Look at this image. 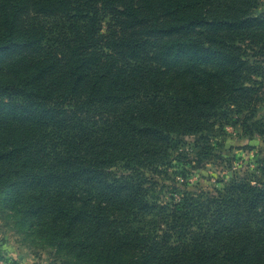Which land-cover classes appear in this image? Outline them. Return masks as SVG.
Instances as JSON below:
<instances>
[{"label": "trees", "instance_id": "trees-1", "mask_svg": "<svg viewBox=\"0 0 264 264\" xmlns=\"http://www.w3.org/2000/svg\"><path fill=\"white\" fill-rule=\"evenodd\" d=\"M256 5L0 0V51L22 50L0 75V88L20 95V110L29 111L23 123L0 124V188L10 185L16 196L26 179L64 188L56 210L65 231L97 235L89 244L102 247L105 264H264L261 182L232 175L210 194L165 190L157 181L170 168L205 163L227 123L264 138V12L254 13ZM101 14L112 16L114 35L128 31L109 40L111 53L95 46ZM46 15L88 26L57 52L37 45ZM101 116L97 126L91 119ZM51 125L67 145L56 161L38 140ZM246 216L256 233L240 230ZM124 250V259L113 252Z\"/></svg>", "mask_w": 264, "mask_h": 264}, {"label": "rangeland", "instance_id": "rangeland-1", "mask_svg": "<svg viewBox=\"0 0 264 264\" xmlns=\"http://www.w3.org/2000/svg\"><path fill=\"white\" fill-rule=\"evenodd\" d=\"M255 12H264V0H257ZM39 20L43 27V34L39 36L40 40L37 45L45 47L48 44L52 50L57 52L63 50L62 43L68 38L71 40L70 43H73L78 35L84 34L88 26L86 20L65 19L51 15L42 16ZM116 26L110 14L100 15L94 33L97 48L111 53L114 46L109 43V40H116V36L120 35L128 36V31L114 35L115 31H119ZM195 30H200V28H195ZM18 53L20 56L22 50L12 51V53L0 51V75L16 59ZM261 56L264 61V53ZM20 101V95L13 93L10 88H0V124L2 126L23 123L24 116L29 115V111L20 110ZM102 119L101 116L99 119L91 120L100 126ZM57 127L58 125L44 127L42 135L38 137V140L46 143L45 148L50 153L52 161H56V157L61 156L67 147L66 143L62 142L63 132ZM24 131L28 132L26 129ZM184 140L190 143L193 138L185 137ZM212 144L214 152L208 156V159H205V163L196 164V168L186 164L184 172L177 170L176 167L170 168L168 173L158 178L157 181L160 184L164 183L165 190L176 186L181 191L190 193L204 191L210 194H215L216 190L224 188L232 180V175L247 178L252 184L261 182L264 185V138L262 136L250 135L240 124L230 122L222 131L214 134ZM180 161L176 159L174 165L177 166ZM5 163L6 161H0V169ZM152 176L156 177L154 174ZM25 178L22 177V179ZM5 187V189L0 188V264L106 263L102 258L104 255L100 254L102 247L99 248L100 245L96 244L93 249V246L89 244V242L93 244L98 239L97 235L93 238L86 237L92 233L86 231V228H81L79 233L74 231L71 235L65 231L64 223L61 221L62 216L56 210L57 202L66 197L67 191L64 188L54 185L43 188L37 184L31 185L26 179L19 185L15 196L10 185ZM164 194V199H166L168 192ZM27 202L34 203L36 207L32 210L36 211H30ZM44 204L49 207L41 208ZM252 207L258 211L261 205ZM245 219L247 220L244 221L240 230L250 226V231L255 229L256 233L255 223L253 224L254 217L246 216ZM98 237H100L99 234ZM261 239H264V233L261 234ZM79 242L85 245L82 247ZM224 248H227L226 244ZM108 250L109 248L104 253ZM113 252L122 259L128 256L125 250ZM109 254H112L110 250Z\"/></svg>", "mask_w": 264, "mask_h": 264}]
</instances>
